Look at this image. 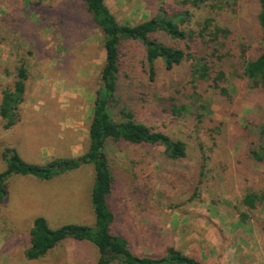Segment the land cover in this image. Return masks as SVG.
<instances>
[{
    "label": "rangeland",
    "instance_id": "374dc122",
    "mask_svg": "<svg viewBox=\"0 0 264 264\" xmlns=\"http://www.w3.org/2000/svg\"><path fill=\"white\" fill-rule=\"evenodd\" d=\"M38 1L47 7L58 2L0 0V98L2 90L15 81L20 56L28 73L19 122L6 130L0 118V173L6 169L1 159L6 147L14 148L27 164L40 165L52 159H77L84 155L89 143L94 97L105 60L101 33L89 15L78 9L77 19L83 27L77 34L76 28L68 25L71 48L66 53L61 34L55 33L50 25L30 30L37 23L36 17L21 9H29L31 3L37 9ZM67 1L61 0L56 7ZM104 1L119 23L131 26L152 18L158 8L179 12L186 7L181 0ZM75 3L74 7H83L81 0ZM257 7V0H237L236 12L229 10L222 24L231 29L236 26V35H240L242 32L238 29L244 27L246 31ZM203 9L195 14L209 10ZM30 18L32 21L23 25ZM35 43L40 44L39 48H35ZM186 44L191 43L186 41ZM177 45L185 49L184 42ZM191 47L196 54L206 51L205 47ZM28 50L32 52L30 56L20 54ZM128 55L134 58L128 59L133 64L130 66V73L135 76L132 81L139 86L138 91L149 90L142 103L140 96L135 98L137 103H133V109L142 111L137 119L183 140L186 156L171 161L159 146L112 145L107 157L114 184L106 200L115 216L111 231L126 237L132 252L140 257H163L171 246L201 264L246 261L264 264V238H260L257 229L240 224V215L234 210L240 209L238 199L235 193L224 190L225 183L220 181L218 171L206 169L202 175L205 185L197 186L201 156L198 144L210 146L211 140L206 138L195 118L172 123L167 113L160 112L159 99L172 97L179 103L189 94L185 91V96L177 91L184 92L183 87L189 83L191 62H183L171 71L158 63L156 75L149 82L148 69L141 70L140 46L134 45ZM147 81L148 86L143 88ZM242 86L241 81L228 84L227 89L233 95L229 100L208 90V85L203 88L205 96H202L206 98L214 123L223 124L222 129L228 135L235 133L230 136L234 143L229 148L230 156H235L243 143L236 132L248 122L252 130L254 123L264 121V100L259 106L255 96L244 94ZM242 95L247 98L241 99ZM112 118L120 120L115 113ZM94 174L93 165L79 164L49 181L20 175L7 178L3 184L6 196L0 202V264H97V247L88 241L72 239L59 242L39 259L24 258L30 248V229L38 217L46 221L50 230L65 225L94 228L90 202ZM227 177L235 181L234 173ZM262 216L264 212L259 215L261 222Z\"/></svg>",
    "mask_w": 264,
    "mask_h": 264
},
{
    "label": "trees",
    "instance_id": "16d2710c",
    "mask_svg": "<svg viewBox=\"0 0 264 264\" xmlns=\"http://www.w3.org/2000/svg\"><path fill=\"white\" fill-rule=\"evenodd\" d=\"M76 1L68 0L60 7L56 6L62 3L61 0L55 6L49 4L47 7L38 1L37 9L32 7V3L27 10L20 7L21 12L29 11L30 16L36 17L37 23L30 27L31 31L50 25L55 33H60L66 53L71 48V28L68 25H73L77 34L81 33L83 27L82 22L77 19L78 9H83L89 15L101 33L105 60L94 97L87 151L77 159H52L45 164L33 165L24 162L14 148H4L1 159L6 169L0 173V202L6 196L4 181L11 175L32 176L41 181H49L65 169L76 168L79 164H91L95 172L90 194L95 226L91 229L82 225H65L50 230L46 221L38 217L34 219L30 229V248L24 253V258L27 261L39 259L59 242L72 239L88 241L97 247V264H201L171 246L167 247L165 256L160 258L137 256L132 252L126 237L111 231L115 216L106 202L114 184L107 157L110 147L122 143L138 147L159 146L171 161H178L186 156V144L183 140L137 119L142 111L133 109V103H137L135 98L140 96L142 103V98L147 96L149 90L138 91L139 86L132 81L135 76L131 75L130 66L133 64L128 63V59L133 61L134 58L128 54L134 45L141 48V70L144 72L148 69L149 82L156 75L155 65L158 63L162 64L164 70L171 71L183 62H191L189 83L183 87L184 92L177 91L185 96V91L189 94L179 103L172 97L159 99L158 102L162 103L159 104L160 112L167 113L172 123L179 119H196L195 122L204 131L206 138L211 140L210 146L198 144L201 156L198 177L196 176L197 186L205 185L206 180L202 175L206 169L211 167V170L218 171L220 181L225 183L224 190L235 193L238 199L240 209L234 210L240 215V224L257 229L263 239L264 221L261 222L259 215L264 212V121L254 123L253 131L248 122L241 131L236 132L238 140L243 143L237 148V154L230 156L229 148L234 146L230 136L235 133L228 135L222 129L223 124L214 123L208 110L209 105L203 97V88L208 85V90H214L229 100L233 95L227 89L228 84L241 81L244 94L247 96L250 93L255 96L259 106L262 104L264 0H257L254 19L248 24L246 31L244 27L238 29L242 32L240 35H236V26L231 29L229 25L222 24L229 10L236 12L237 0H181V4L186 6L183 10L169 12L158 8L152 18L134 26L119 23L104 0H81L83 7H74ZM204 7L209 9L207 13L202 11L201 15L195 14ZM30 21L31 18L25 19L23 25ZM186 41L191 44H186ZM181 42H184L185 49L177 47V43ZM39 45L34 44L35 48H39ZM191 45L205 47L206 51L196 54ZM20 54L30 56L32 52L21 51ZM24 63L20 56L13 85L1 92L0 118L4 120L6 130L19 122V107L24 100L25 81L28 78ZM145 83L143 88L148 86V81ZM246 96L242 95L241 99H246ZM140 107L144 108L143 105ZM114 113L120 120H113ZM231 173H234L235 181L232 177H227Z\"/></svg>",
    "mask_w": 264,
    "mask_h": 264
},
{
    "label": "crops",
    "instance_id": "0c3cea01",
    "mask_svg": "<svg viewBox=\"0 0 264 264\" xmlns=\"http://www.w3.org/2000/svg\"><path fill=\"white\" fill-rule=\"evenodd\" d=\"M234 262H236V261H234ZM235 264H237V262ZM240 264H252V263H249V262L246 261L245 263H240Z\"/></svg>",
    "mask_w": 264,
    "mask_h": 264
}]
</instances>
